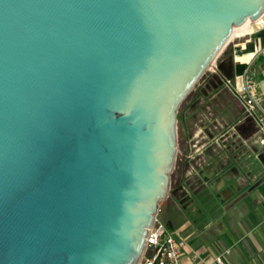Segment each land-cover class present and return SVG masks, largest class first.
<instances>
[{
  "label": "water",
  "instance_id": "water-1",
  "mask_svg": "<svg viewBox=\"0 0 264 264\" xmlns=\"http://www.w3.org/2000/svg\"><path fill=\"white\" fill-rule=\"evenodd\" d=\"M262 17L264 0H0V264H137L181 103Z\"/></svg>",
  "mask_w": 264,
  "mask_h": 264
},
{
  "label": "crops",
  "instance_id": "crops-1",
  "mask_svg": "<svg viewBox=\"0 0 264 264\" xmlns=\"http://www.w3.org/2000/svg\"><path fill=\"white\" fill-rule=\"evenodd\" d=\"M220 69L229 74L228 81L234 86L242 82L246 70L254 71L264 97V18L233 31ZM210 99L214 112H208L210 122L199 137L206 140L207 149L189 151L187 144L191 134L186 131L185 145L177 154L181 166L189 159L210 165L204 170L209 173L211 184L218 182L209 187L224 194L219 200H211L209 214L184 219L172 200L159 210V217L176 238L184 241L181 254L184 264L211 263L225 250L229 251L224 255L226 264H264V166L259 159L262 157L264 161V146L259 145L253 135L254 125L234 131V124L243 120V110L223 82ZM201 129L200 125L193 129V138L202 133ZM233 141L238 142V151L233 150ZM246 147L253 149L245 151ZM171 205L175 208L173 214Z\"/></svg>",
  "mask_w": 264,
  "mask_h": 264
},
{
  "label": "rangeland",
  "instance_id": "rangeland-1",
  "mask_svg": "<svg viewBox=\"0 0 264 264\" xmlns=\"http://www.w3.org/2000/svg\"><path fill=\"white\" fill-rule=\"evenodd\" d=\"M264 18V17H262ZM251 24V23H250ZM226 47L221 51V53L216 58L215 62L205 71L202 77L198 80L197 84L194 86L193 90L187 95L186 99L181 103L179 114L177 115V125H176V133H177V150L183 149V144L185 145V133L186 131L191 134L190 139L187 144V149L191 152L194 151H204L207 149L208 144L206 143L205 139H199L201 135L204 134L206 131L204 126L209 124L210 120H208V112L213 110L212 103L213 100L205 99V104H198L195 107L191 105L192 99L199 89L201 88L202 84L206 81H209L215 75V72L218 71V64L217 60L221 59L225 52ZM220 61V60H219ZM223 68V67H222ZM221 75L228 79L229 74H227L223 69L221 70ZM215 91L212 93H216L221 87L222 83L219 80H215L214 84H212ZM209 109H206V107ZM202 127L200 135L198 137H194L192 135L193 129L195 127ZM197 129V128H196ZM194 133V132H193ZM201 141L199 144H196L197 147H194V142L192 141ZM193 146V147H192ZM251 149V148H250ZM247 147L245 151L250 150ZM234 158V157H233ZM261 165L264 166V161L262 157H259ZM236 161L231 159V161ZM250 163L252 159H249ZM248 160V161H249ZM181 161L179 160V154H176V160L174 164V168L170 175V189L168 192V196L164 201L159 203V210H162L166 205L170 204V201H174L176 206L180 208L182 218L190 219L195 214H209L212 210L213 202L211 201L213 198L219 200L221 195L224 194L221 190H214L213 188L209 187L212 185L211 179L209 177V173L205 168H208L210 165L206 163L200 162L199 165L194 163V159H189L183 166H181ZM198 163V162H197ZM186 169L184 171V169ZM183 175H182V174ZM203 174H207L203 176ZM182 176V178H180ZM181 182V186L184 185V188H181V192L178 191V183ZM187 184V186H186ZM190 186V187H189ZM229 191H231V187H229ZM172 206V205H171ZM170 213L175 210L172 206ZM159 214V212H158Z\"/></svg>",
  "mask_w": 264,
  "mask_h": 264
},
{
  "label": "built area",
  "instance_id": "built-area-1",
  "mask_svg": "<svg viewBox=\"0 0 264 264\" xmlns=\"http://www.w3.org/2000/svg\"><path fill=\"white\" fill-rule=\"evenodd\" d=\"M223 83L241 106L242 119L252 121L253 135L258 144L264 146V97L259 91L256 73L246 70L239 85L234 86L228 80ZM146 240L144 252L137 264H184L181 255L184 241L168 230L158 213L149 228V237ZM228 252L225 250L215 256L208 264H226L224 255Z\"/></svg>",
  "mask_w": 264,
  "mask_h": 264
},
{
  "label": "flooded vegetation",
  "instance_id": "flooded-vegetation-1",
  "mask_svg": "<svg viewBox=\"0 0 264 264\" xmlns=\"http://www.w3.org/2000/svg\"><path fill=\"white\" fill-rule=\"evenodd\" d=\"M215 77H213L212 79H210L209 81H206V82H204L203 84H202V86H201V88L199 89V92H197L196 94H195V96L193 97V99H192V103H191V105H193L194 107L196 106V105H198V104H205L206 103V101H205V99L207 100V99H210V97L213 95L212 93L215 91V89H214V87H213V85L212 84H214V82H215V80H219L221 83L223 82V76L219 73V72H216L215 73V75H214ZM206 107V106H205ZM253 125V123H252V121L251 120H242V121H238L237 123H235L234 124V126H233V129H234V131L235 132H237V131H240V130H242L243 128H244V126L245 125ZM235 132H234V135H235ZM232 137V136H231ZM227 138H229V136L227 135ZM193 142H194V147H197L196 146V144H199L201 141H198V140H196V141H194V140H192ZM234 143L233 144H231V146H232V148H233V150L234 151H238L239 150V145H238V142H235V141H233ZM192 146V147H193ZM197 159L196 160H194V163L196 164L197 163ZM199 164H200V162H198ZM198 164V165H199ZM186 169H184V171H185ZM180 178H182V176L180 177ZM218 181H216L214 184H216ZM214 184H212V185H210V186H213ZM186 186H187V184H186ZM184 188V185L183 186H181V182H179L178 183V191L179 192H181V188ZM190 187V186H189Z\"/></svg>",
  "mask_w": 264,
  "mask_h": 264
},
{
  "label": "trees",
  "instance_id": "trees-1",
  "mask_svg": "<svg viewBox=\"0 0 264 264\" xmlns=\"http://www.w3.org/2000/svg\"><path fill=\"white\" fill-rule=\"evenodd\" d=\"M219 60L221 61V59H218V60H217V61H218V62H217V64H218V71H217V72L220 73V72H221V69H220V61H219ZM213 77H215V76H213ZM187 97H188V96H187ZM185 99H186V98H185ZM185 99H184V100H185ZM184 100H183V101H184ZM179 110H180V107H179V109H178L177 115L179 114ZM158 215H159V214H158ZM168 230H170V229L168 228ZM170 231H171V230H170ZM171 232H172V231H171Z\"/></svg>",
  "mask_w": 264,
  "mask_h": 264
},
{
  "label": "bare ground",
  "instance_id": "bare-ground-1",
  "mask_svg": "<svg viewBox=\"0 0 264 264\" xmlns=\"http://www.w3.org/2000/svg\"><path fill=\"white\" fill-rule=\"evenodd\" d=\"M247 23H249V22H246L245 24H247ZM245 24H244V25H245ZM242 26H243V25H242ZM234 30H235V29H233V31H234ZM233 31H232V33H233ZM231 36H232V34H231ZM231 36H230V38H231ZM230 38H229V39H230Z\"/></svg>",
  "mask_w": 264,
  "mask_h": 264
}]
</instances>
